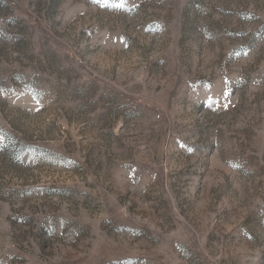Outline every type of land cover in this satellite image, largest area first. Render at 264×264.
<instances>
[{
	"label": "rangeland",
	"instance_id": "1",
	"mask_svg": "<svg viewBox=\"0 0 264 264\" xmlns=\"http://www.w3.org/2000/svg\"><path fill=\"white\" fill-rule=\"evenodd\" d=\"M0 264H264V0H0Z\"/></svg>",
	"mask_w": 264,
	"mask_h": 264
}]
</instances>
